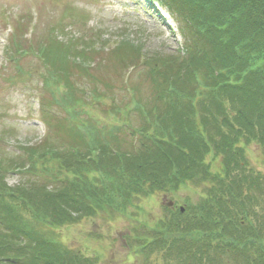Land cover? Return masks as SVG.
Wrapping results in <instances>:
<instances>
[{
	"label": "trees",
	"instance_id": "trees-1",
	"mask_svg": "<svg viewBox=\"0 0 264 264\" xmlns=\"http://www.w3.org/2000/svg\"><path fill=\"white\" fill-rule=\"evenodd\" d=\"M158 1L182 20L183 44L150 56L129 40L112 47L118 62L142 64L151 84L148 100L135 86L125 111L113 104L119 125L81 115L104 103L89 64L105 46L62 41L55 28L29 49L45 66V86L64 90L53 97L63 115L43 110L42 120L70 130V143L20 148L13 169L29 178L15 186L0 163V264H96L53 231L189 182L205 195L128 235L141 264H264V172L245 154L255 142L264 157V0ZM8 47L11 59L26 52L14 39ZM128 109L139 125L126 147Z\"/></svg>",
	"mask_w": 264,
	"mask_h": 264
},
{
	"label": "rangeland",
	"instance_id": "rangeland-1",
	"mask_svg": "<svg viewBox=\"0 0 264 264\" xmlns=\"http://www.w3.org/2000/svg\"><path fill=\"white\" fill-rule=\"evenodd\" d=\"M182 24L180 17L158 0H0V163L10 166L5 173L8 185L15 186L29 178L13 169V164L20 161V148L44 139L64 146L70 143V130H64V126L56 133L55 129L48 130L42 120L43 110L63 115L53 104V97H59L63 87L55 82L51 87L45 86V66L29 50L31 47L44 45L55 28L59 29L62 41L74 39L87 47L105 46L90 55L89 64L91 74L103 81L97 83V89L102 92L104 103L87 105V114L81 115L96 119L99 126L119 125L113 104L125 111L135 86L142 99L148 100L151 84L142 64L118 62L112 47L121 40H129L145 56L170 55L182 47ZM12 39L26 51L15 59L7 51ZM87 79L81 78L79 84L90 89L92 84ZM126 113L128 124L124 133L128 147L130 132L138 127L139 116L133 109ZM245 154L255 171L264 172V157L258 144H246ZM219 165V161L213 163L214 168ZM204 195L203 185L189 182L175 192L157 191L137 199L124 213L101 211L53 232L63 244L93 258L96 264H141L133 250L134 240L128 235L143 234L146 226L168 216L170 210L184 208ZM258 211L264 218V207ZM151 260H155L154 255Z\"/></svg>",
	"mask_w": 264,
	"mask_h": 264
},
{
	"label": "water",
	"instance_id": "water-1",
	"mask_svg": "<svg viewBox=\"0 0 264 264\" xmlns=\"http://www.w3.org/2000/svg\"><path fill=\"white\" fill-rule=\"evenodd\" d=\"M182 209V208H181Z\"/></svg>",
	"mask_w": 264,
	"mask_h": 264
}]
</instances>
